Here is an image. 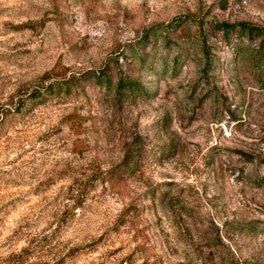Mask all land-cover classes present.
<instances>
[{
	"label": "rangeland",
	"instance_id": "1",
	"mask_svg": "<svg viewBox=\"0 0 264 264\" xmlns=\"http://www.w3.org/2000/svg\"><path fill=\"white\" fill-rule=\"evenodd\" d=\"M0 264H264V0H0Z\"/></svg>",
	"mask_w": 264,
	"mask_h": 264
},
{
	"label": "trees",
	"instance_id": "2",
	"mask_svg": "<svg viewBox=\"0 0 264 264\" xmlns=\"http://www.w3.org/2000/svg\"><path fill=\"white\" fill-rule=\"evenodd\" d=\"M219 28H222V29L226 28V29H223V31H224L225 35L226 34L228 35V32H229V27L228 26L223 25V26H219ZM241 30H242L241 32L244 35H246L249 39H253V30L251 28L244 27ZM71 85H72V83H70V82L62 83V84L59 85L58 88H53V90H54V92H56V91H58V92H66V91L70 90ZM119 87H120V90H119L120 93H121V90H127V91H131V92L132 91L134 92L135 90H138L137 84L133 83L132 81L120 80ZM34 101H36V100H34ZM20 102L21 101L17 102V104L14 105L15 109H16V107H20V105H21ZM18 110L19 109H17V111ZM136 168H137V163H134L133 159H131L128 163H126L124 165L122 170H123L125 175H131V174H133L136 171ZM110 174H112V172ZM74 202H76L75 205L77 206L78 204H77V199L76 198H74Z\"/></svg>",
	"mask_w": 264,
	"mask_h": 264
}]
</instances>
